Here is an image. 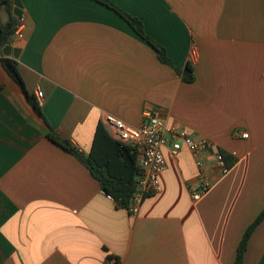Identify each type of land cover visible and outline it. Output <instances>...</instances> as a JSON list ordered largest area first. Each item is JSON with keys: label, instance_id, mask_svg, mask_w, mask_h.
I'll return each mask as SVG.
<instances>
[{"label": "crops", "instance_id": "crops-1", "mask_svg": "<svg viewBox=\"0 0 264 264\" xmlns=\"http://www.w3.org/2000/svg\"><path fill=\"white\" fill-rule=\"evenodd\" d=\"M19 1L24 38L0 54V264H233L264 210V0H109L143 21L174 68L96 0ZM192 48L193 84L176 72ZM4 56L18 61L42 117ZM146 109L236 159L199 201L190 187L210 172L212 150L203 170L187 148L164 149L162 192L133 214L48 138L53 129L90 155L106 116L140 127ZM244 264H264V221Z\"/></svg>", "mask_w": 264, "mask_h": 264}, {"label": "trees", "instance_id": "trees-1", "mask_svg": "<svg viewBox=\"0 0 264 264\" xmlns=\"http://www.w3.org/2000/svg\"><path fill=\"white\" fill-rule=\"evenodd\" d=\"M96 1L104 4V6L123 17L130 27L139 36L145 39L154 50H156L161 62L174 68L165 48L148 36L143 21L140 18L129 14L126 10L109 0ZM3 11H6L8 14L5 22L1 19ZM13 12L14 0H0V54L4 48L9 45V40L13 37L19 27L20 20L14 17ZM1 63L9 76L22 89L28 102L34 108L33 110L35 113L42 117L43 113L40 104L25 87V81L19 72L18 61L4 56ZM194 70L195 68L193 64L189 61L185 69H176V72L181 76L183 82L193 84L196 80ZM48 138L54 144L74 155L79 162L85 165L100 183L102 190L115 199L118 203V207L129 210L136 190V182H138V176L140 175L136 163L137 154L132 147L113 139L103 123L98 124L93 150L90 155L80 152L70 141L59 137L53 129L48 133ZM221 151L230 167L237 162L234 156L226 151ZM263 221L264 210L249 226L247 232L244 233L233 264H244V257L248 251L250 238L252 234L257 231ZM114 258L116 257L109 256L106 264H109V261ZM116 260L119 264V260L117 258Z\"/></svg>", "mask_w": 264, "mask_h": 264}, {"label": "built area", "instance_id": "built-area-1", "mask_svg": "<svg viewBox=\"0 0 264 264\" xmlns=\"http://www.w3.org/2000/svg\"><path fill=\"white\" fill-rule=\"evenodd\" d=\"M22 27L23 20L21 19L16 33L9 40V45L14 46L17 39L24 38ZM198 60V50L192 48L189 61L193 66H196ZM36 96L38 99L44 98V94L40 90L37 91ZM104 125L113 139L132 147L137 154L136 163L140 175L138 182H136L132 204L129 207V211L133 214L139 212L140 206L143 205L148 196L162 192L161 175L167 171L164 149L176 156L184 148H187L196 158L197 166L203 170H205V154L213 151L210 172L201 174L199 184L190 187L195 201H199L202 196L208 193L217 176L224 177L231 170L222 151L216 148L211 140L206 137H194L182 127L168 125L156 109L144 111L143 122L140 127L129 126L112 115L104 118ZM235 136L242 139L249 138V134L242 131H236ZM107 197L115 201L111 195L107 194ZM109 264H118V262L114 258L109 261Z\"/></svg>", "mask_w": 264, "mask_h": 264}, {"label": "water", "instance_id": "water-1", "mask_svg": "<svg viewBox=\"0 0 264 264\" xmlns=\"http://www.w3.org/2000/svg\"><path fill=\"white\" fill-rule=\"evenodd\" d=\"M14 17H16L17 19H21V17H23V6L20 3L19 0H14ZM4 53L6 55H11V48L10 46H7L4 48Z\"/></svg>", "mask_w": 264, "mask_h": 264}, {"label": "rangeland", "instance_id": "rangeland-1", "mask_svg": "<svg viewBox=\"0 0 264 264\" xmlns=\"http://www.w3.org/2000/svg\"><path fill=\"white\" fill-rule=\"evenodd\" d=\"M5 14H2L1 18L4 19Z\"/></svg>", "mask_w": 264, "mask_h": 264}]
</instances>
